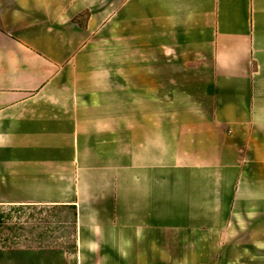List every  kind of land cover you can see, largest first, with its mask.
Returning a JSON list of instances; mask_svg holds the SVG:
<instances>
[{
  "label": "crops",
  "instance_id": "1",
  "mask_svg": "<svg viewBox=\"0 0 264 264\" xmlns=\"http://www.w3.org/2000/svg\"><path fill=\"white\" fill-rule=\"evenodd\" d=\"M73 205L76 251L0 264H264V0H0V205Z\"/></svg>",
  "mask_w": 264,
  "mask_h": 264
},
{
  "label": "rangeland",
  "instance_id": "2",
  "mask_svg": "<svg viewBox=\"0 0 264 264\" xmlns=\"http://www.w3.org/2000/svg\"><path fill=\"white\" fill-rule=\"evenodd\" d=\"M8 212L10 223L15 222L24 224L25 228H3L0 231V246H47L53 245L62 247L66 250H72L73 234L72 224L69 218V210L63 208H37V209H19L8 211L9 206H3ZM41 226L42 229L48 231L44 238L38 239L37 229L34 234L31 231L36 227ZM33 226V227H32ZM32 227V228H30ZM48 228V229H47ZM65 235V236H64ZM70 235V236H69ZM64 236V237H62ZM6 238H15L13 242L6 241ZM12 241V240H11ZM8 243V244H7Z\"/></svg>",
  "mask_w": 264,
  "mask_h": 264
},
{
  "label": "trees",
  "instance_id": "3",
  "mask_svg": "<svg viewBox=\"0 0 264 264\" xmlns=\"http://www.w3.org/2000/svg\"><path fill=\"white\" fill-rule=\"evenodd\" d=\"M40 207H41V209H43V208H63V209H68L69 210V218H70V222L72 224V229H73L72 234H73V236H75V233H76V207L73 206V205H28V204H24V205H9L8 211H10V210L16 211V210L23 209V208L24 209H37V208H40ZM35 226L36 227L34 228L33 231H31V234H34V231L36 230V228L37 229H41V230H38L39 232L37 233L36 237L38 239L44 238L47 235L48 231H46V229H42L41 226H38V225H35ZM32 227H30V228H32ZM3 228H9L10 230H13L15 228L24 229L25 226H24V224H18V223H15V222L14 223L13 222L10 223V218H8V212L6 210H4L3 205H0V231ZM64 236H62V237H64ZM14 239L15 238H12L11 239L12 241H11L10 238H6V241L13 242ZM1 247H14V246H7V245L3 246L2 245ZM66 251H68L70 253H74L76 251L75 240H73V242H72V250L71 251L66 250Z\"/></svg>",
  "mask_w": 264,
  "mask_h": 264
}]
</instances>
